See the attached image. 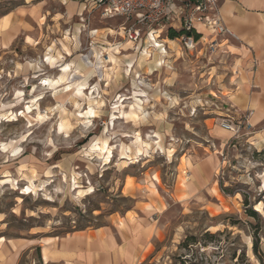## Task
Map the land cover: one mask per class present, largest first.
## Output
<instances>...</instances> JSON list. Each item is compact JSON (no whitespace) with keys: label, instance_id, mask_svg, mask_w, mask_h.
<instances>
[{"label":"rangeland","instance_id":"1","mask_svg":"<svg viewBox=\"0 0 264 264\" xmlns=\"http://www.w3.org/2000/svg\"><path fill=\"white\" fill-rule=\"evenodd\" d=\"M59 9L0 0V238L17 264H59L38 246L99 228L143 241L131 264H264V124L220 128L249 119L220 97L219 56L169 39L178 22L151 33L155 56L122 17L54 24Z\"/></svg>","mask_w":264,"mask_h":264},{"label":"crops","instance_id":"2","mask_svg":"<svg viewBox=\"0 0 264 264\" xmlns=\"http://www.w3.org/2000/svg\"><path fill=\"white\" fill-rule=\"evenodd\" d=\"M49 1L55 2L61 11L55 10L49 14L48 19L54 24L81 15V6L85 10L81 0ZM218 12L226 28L236 36V39L228 36L217 39L219 49L215 55L221 60L213 69L215 81L221 82L218 92L237 117L248 115L252 127L263 125L264 0H225L218 5ZM198 30L202 35L200 41L207 42L211 36L201 26H198ZM201 30L206 32V37H203ZM124 225L122 229L126 230L128 225ZM131 229L135 230L136 227ZM118 235L116 238L108 228H99L91 232L78 231L56 242L50 238L38 246L40 257L44 263L112 264L117 260L121 264H131L139 256V246L143 241L135 235L129 246L125 242L118 244L119 240H124L121 232ZM4 246L5 250L1 249V252L6 260L2 264H17L18 242H14L12 248L5 241Z\"/></svg>","mask_w":264,"mask_h":264},{"label":"built area","instance_id":"3","mask_svg":"<svg viewBox=\"0 0 264 264\" xmlns=\"http://www.w3.org/2000/svg\"><path fill=\"white\" fill-rule=\"evenodd\" d=\"M223 1L225 0H81L87 14L97 12L105 19L122 17L125 21H130V26L123 29L130 42L139 43L143 33L149 36L166 25L178 22L185 33L191 34L182 39L184 47L187 50H194L197 46H201V49L206 47L210 54H215L219 49L218 37L236 39L219 15L218 5ZM198 26L211 36L206 43L200 41L202 35ZM194 33L200 35L197 40L193 38ZM219 126L233 137L242 130L252 129L248 121L237 122L231 118L222 119Z\"/></svg>","mask_w":264,"mask_h":264},{"label":"bare ground","instance_id":"4","mask_svg":"<svg viewBox=\"0 0 264 264\" xmlns=\"http://www.w3.org/2000/svg\"><path fill=\"white\" fill-rule=\"evenodd\" d=\"M159 32V31H158ZM158 32H156V33H158ZM161 36L160 35H157V36H154V35H150V40H151V43H152V45L153 46H156V50H155V56H158V55H161V54H166V49L165 48H163V46L162 45H160V43H159V41H157V38H160ZM145 51V53H147V50H144ZM48 61L49 62H51L52 60H51V57H49L48 58ZM64 69L63 70H66L67 69V67H63ZM63 79V76H61V77H59V79H58V81H61ZM90 113L91 114H94V112L91 110L90 111ZM133 116V115H132ZM130 118H131V116H130ZM62 126V125H61ZM63 127V126H62ZM106 148V144H104L103 145V147H101V148H99V150H101V153H102V151H104V149ZM138 151H140V150H138ZM124 153H122V155H123ZM109 155H110V151H109V149L107 150V152H106V159H108L109 158ZM105 157V156H104ZM29 188V187H28ZM33 188V187H32ZM27 189V188H26ZM25 189V190H26ZM91 190V188H89V191ZM84 192H86V191H79V194H83ZM255 209V211H258V212H260V210H261V207L260 206H257V207H255L254 208ZM5 240L3 239V238H0V243H2V242H4ZM45 262H47V261H45Z\"/></svg>","mask_w":264,"mask_h":264},{"label":"trees","instance_id":"5","mask_svg":"<svg viewBox=\"0 0 264 264\" xmlns=\"http://www.w3.org/2000/svg\"><path fill=\"white\" fill-rule=\"evenodd\" d=\"M179 35L181 36V35H191V34H189V33H185L183 30H181L180 32H176V31L173 30V29H169L168 32H167V35H166V36H167L169 39H174V38H177ZM193 36H194L195 40H197V39L200 37L199 34H195V33L193 34ZM248 212H249V214H250L251 216H255V215H257L256 212H254L253 210H249Z\"/></svg>","mask_w":264,"mask_h":264}]
</instances>
